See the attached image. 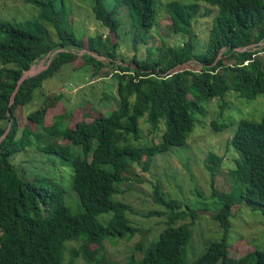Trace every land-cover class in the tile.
Returning a JSON list of instances; mask_svg holds the SVG:
<instances>
[{"label":"trees","instance_id":"trees-1","mask_svg":"<svg viewBox=\"0 0 264 264\" xmlns=\"http://www.w3.org/2000/svg\"><path fill=\"white\" fill-rule=\"evenodd\" d=\"M25 1L38 6L36 17L0 18V264H66L67 243L74 240L80 246L72 250L68 264L81 256L90 264H118L108 256L104 241L132 238L141 231L129 217L137 212L134 206L116 198L122 192L120 185L130 180L127 174L136 165L148 171L157 155L185 146L215 98L224 100L230 92L249 100L264 95V58L257 57L264 53V0H168L170 29L188 39L176 46L160 36L163 41L157 47L149 39L155 37L159 17L154 0H93V13L104 26L118 33L122 17L127 16L134 28V47L139 51L141 42L147 44L146 55H134L135 66L119 58L117 42L104 44L90 38L86 48L82 35L70 26L64 0ZM205 3L216 7L217 14L207 46L198 52L199 33L193 24ZM76 49H86L81 56L95 65L96 74L106 65L96 54L118 64L116 105L108 113L87 112L74 126L67 112L55 115L54 122L46 125L50 105L39 103L31 110L36 93L80 57ZM225 56L241 60L228 64ZM47 57L51 58L47 68L25 78L34 64ZM191 60L202 68L174 71ZM62 98V94L55 97ZM227 105L223 101L222 109ZM27 108L31 110L27 118L37 124L35 130L30 125L21 127L18 111ZM142 119L151 138L141 126ZM211 125L217 131L229 127L216 121ZM229 145L241 156L229 172L239 184V197L215 186L216 166L224 158L212 153L207 165L212 196L221 203L214 219L221 224L223 238L190 260L187 245L198 209L181 199H167L157 184L154 201L162 208L145 216L167 215L165 226L145 247L142 241L137 244L136 249L143 252L140 260L132 254L126 264H264V250L256 248L235 258L229 244L235 205L244 202L264 215V117L261 122L242 118ZM30 148L56 155L71 166L72 186L82 210L67 204L62 181L22 176L13 159ZM105 213H112L106 224L99 219ZM188 217L193 221L182 223Z\"/></svg>","mask_w":264,"mask_h":264},{"label":"rangeland","instance_id":"rangeland-1","mask_svg":"<svg viewBox=\"0 0 264 264\" xmlns=\"http://www.w3.org/2000/svg\"><path fill=\"white\" fill-rule=\"evenodd\" d=\"M62 3L63 0H58ZM66 9L69 13L70 26L77 35L84 38L85 47L88 48L90 38L118 43L117 54L119 58L126 59L127 63L135 66L134 55L138 52L146 55L147 44L141 42L139 51L134 47V28L132 21L123 16L122 26L119 32L111 31L104 26L94 15L92 10L93 0H64ZM158 8V23L154 28L155 37L149 38L153 45L161 46L162 39L171 45H183L188 36L184 33H175L171 27L170 16L167 12L168 0H154ZM188 2L190 0H181ZM211 9V12H208ZM39 8L34 3H27L25 0H0V18L12 21H23L34 18L38 15ZM217 14L216 7L203 4L202 10L194 21L193 29L199 33L196 51H204L209 37L210 28ZM169 34V35H167ZM55 39V36H52ZM186 38V39H185ZM253 49V48H252ZM255 49V48H254ZM86 49L76 52L80 57L66 65L46 86L36 93L34 110L40 103L41 106L50 105L46 116L45 124L51 125L54 116L65 113L72 114L70 122L74 126L79 120L83 119L87 112L96 114L97 110L107 112L116 105L118 80L115 76L119 70L118 64L110 63V59L96 54L97 58L105 60L106 65L101 68L98 74L95 73L96 67L88 63L81 56ZM223 51H226L224 49ZM54 54V53H53ZM237 55V54H236ZM53 57V55H51ZM264 58V53L258 55ZM41 60L34 64L25 73V76L35 75L50 64L51 58ZM241 57L225 56L228 64L240 62ZM202 64L196 60H191L174 69L200 70ZM46 93V95H44ZM63 95V98L56 100L55 97ZM105 95L109 96L108 99ZM192 97V95L190 96ZM225 99L215 98L208 105V116L204 118L202 124L189 136L188 142L183 147H173L169 152L157 155L153 160L150 170L145 171L141 166L136 165L128 174L130 180L125 181L120 188L122 192L116 195L123 201L134 206L136 213H129L131 222L141 231L137 232L132 238H117L115 241L106 239L104 244L107 254L118 264H126L129 257L134 254L137 260L142 258L143 252L136 249L137 244L142 241L145 245L156 236V233L164 228V221L167 215L145 216L150 210L162 208L155 203L154 186L159 185L165 197L168 199H181L187 203H193L198 209L199 217L191 225L193 235L187 245V256L190 260H195L201 256L209 245L214 241H219L224 233L221 224L214 219L221 208V203L212 196V174L207 168L209 157L212 153L222 156L223 163L216 166L215 186L217 189L226 191L230 194L240 196L237 190L238 183L230 179L229 172L236 167V159L240 154L229 145V139L234 135L238 128V122L242 118H249L261 122L264 117V95H259L256 99L249 100L239 97L236 92H230ZM228 101L226 108L222 109L223 101ZM52 103H54L52 105ZM92 105H95L93 107ZM19 109L18 116L21 127L30 125L33 130L37 128L35 122L27 118L29 111ZM108 113V112H107ZM216 121L220 125L229 124L223 130L217 131L211 123ZM148 138V124L144 119L141 120ZM67 144L69 141L65 140ZM17 164L21 174L26 179L34 180L36 176H47L55 180L62 181L66 193L67 204L74 210H82L78 194L72 186L73 171L71 166L62 164V158L56 155L45 154L34 148L17 153L13 159ZM212 165V164H211ZM231 217V232L229 236L230 255L240 258L247 253L254 252L256 248L264 250V215L259 209L242 202L233 207ZM112 213H105L99 216L102 223L106 224L111 218ZM192 217H188L183 222L191 223ZM80 246V241H69L66 254V264L69 263L71 252ZM97 246V245H95ZM75 264H90L82 256L76 258Z\"/></svg>","mask_w":264,"mask_h":264},{"label":"clouds","instance_id":"clouds-1","mask_svg":"<svg viewBox=\"0 0 264 264\" xmlns=\"http://www.w3.org/2000/svg\"><path fill=\"white\" fill-rule=\"evenodd\" d=\"M55 54V53H54ZM54 54H52V55H54ZM25 178V177H24ZM58 181H61V179L60 180H58ZM102 215V214H101ZM71 242V241H70ZM83 241H82V239H81V243H82ZM67 250H68V243H67Z\"/></svg>","mask_w":264,"mask_h":264},{"label":"water","instance_id":"water-1","mask_svg":"<svg viewBox=\"0 0 264 264\" xmlns=\"http://www.w3.org/2000/svg\"><path fill=\"white\" fill-rule=\"evenodd\" d=\"M27 76H25V78H26Z\"/></svg>","mask_w":264,"mask_h":264}]
</instances>
